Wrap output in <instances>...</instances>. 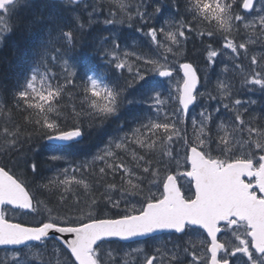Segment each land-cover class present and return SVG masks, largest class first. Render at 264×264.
Listing matches in <instances>:
<instances>
[{"label": "snow or ice", "instance_id": "snow-or-ice-1", "mask_svg": "<svg viewBox=\"0 0 264 264\" xmlns=\"http://www.w3.org/2000/svg\"><path fill=\"white\" fill-rule=\"evenodd\" d=\"M43 5L0 0V42L15 32L33 37L22 77L12 87L0 83V161L12 163H0V264H264V117L246 119L257 101L239 98L235 84L218 77L215 91L206 93L209 103L191 116L189 136L190 107L205 95L191 62L179 64L175 95L162 98L176 71L169 54L178 55L193 33L210 41L203 50L209 66L225 56L234 70L243 69L242 56L248 59L249 45L264 36V3L257 9L254 0H171L160 27L152 23L165 12L159 0ZM106 7L112 18L101 20ZM5 16H15L14 25ZM136 21L150 54L122 49L109 27ZM250 65L241 90L264 94V55L253 54ZM76 78L83 85L80 109L72 105L68 112L62 101ZM172 102L169 112L165 105ZM137 104L147 111L133 114ZM13 111L23 114L22 122ZM69 117L76 118L70 125ZM82 117L101 130L117 127L91 160L77 162ZM102 202L115 211L101 214ZM121 242L128 247L123 258V249L112 247Z\"/></svg>", "mask_w": 264, "mask_h": 264}, {"label": "trees", "instance_id": "trees-1", "mask_svg": "<svg viewBox=\"0 0 264 264\" xmlns=\"http://www.w3.org/2000/svg\"><path fill=\"white\" fill-rule=\"evenodd\" d=\"M163 5H165L166 13L171 12L168 10L171 4V0H160ZM36 7L39 10H44L43 0H35ZM168 6V7H167ZM108 8L106 7L104 11H106ZM113 11H117L116 8H112ZM237 11L240 13H243L241 8H237ZM16 20L15 16L11 17V23L9 25H14ZM139 26V22H134V26L127 29L128 31L120 32V37L124 40H128L129 38H136L141 37L142 40H138L139 46L136 48H139L141 51H148V40L145 36L142 35V33L136 32V27ZM125 27V26H123ZM144 31H147V28L144 29ZM116 32V30H115ZM127 33L128 35H125ZM109 33H105V35H108ZM93 36L95 33L92 34ZM241 37H244L245 32L243 30V27H241ZM195 33H193L186 44H182L181 50L179 51V55L181 56V62H191L198 70V75H201V72H203L204 67L206 70L207 68L204 64H207L205 60V54H204V47L210 42L208 37H204L203 43H201L199 38H194ZM88 42H91V37L85 38ZM78 45L79 47V40L80 37H77ZM239 38L238 41L239 42ZM33 42V37H25L22 36L19 32L13 33L11 36H9L7 39L0 42V83H5L8 85V87H12L15 82L20 79L23 75V70L25 68V61L30 56L31 52V45ZM147 44V47H146ZM218 47V45H215ZM85 52H87L89 55L93 53V49H85ZM77 59L83 63V60L80 56L77 57ZM208 65V64H207ZM209 66V65H208ZM117 76H119V73H116ZM124 77H127L128 74L124 71L123 73ZM63 82V81H61ZM83 85L81 83V80L79 78H76V82L74 86H69L67 92L64 95V99L62 101L63 105L67 106L68 112H71L72 105L76 106L77 111L80 109V96L79 93H82ZM2 99V97H0ZM262 101V100H261ZM258 104V103H257ZM258 109L263 110L264 107L260 106ZM262 113V112H261ZM134 114V113H133ZM257 116L264 117V114L261 115L258 113ZM12 118L15 122H22L23 120V114L17 111H13ZM3 117H0V125L3 124ZM75 117H69L68 123L69 125L75 121ZM125 120H130L131 115H127L124 118ZM83 125L85 129V135L82 138L79 145L76 146L77 151V160L79 158H84L87 156H90L93 154L97 148H99L102 144H104L107 141V136L105 133H114V130L116 129V124H109L104 126L103 130L100 129L99 124L97 123L95 126L91 125V122L88 118L82 117ZM264 123V120L261 121ZM183 126V125H182ZM190 127L188 126V131ZM191 131V130H190ZM190 134V132H189ZM40 143H44V141H40ZM40 159L42 161L48 159V154L46 152H42L40 155ZM0 163H8L9 167L12 166V163L5 158L3 161H0ZM61 165V164H60ZM60 165H57L58 167ZM49 167L48 164H43L42 168L45 170V173L47 174L46 170ZM119 177H117L118 181ZM118 183V182H117ZM188 190V189H187ZM81 192H83V189H80ZM102 191V189L97 190V196H99V192ZM69 196H71V193H69ZM115 209H108L103 206V202L101 203L100 212L103 214L104 212H114ZM36 218V217H35ZM123 243L120 244H113L112 247H121L123 246ZM123 258V257H122Z\"/></svg>", "mask_w": 264, "mask_h": 264}, {"label": "rangeland", "instance_id": "rangeland-1", "mask_svg": "<svg viewBox=\"0 0 264 264\" xmlns=\"http://www.w3.org/2000/svg\"><path fill=\"white\" fill-rule=\"evenodd\" d=\"M89 2H91V0H89ZM159 2L165 8V5H163V3H161L160 0H159ZM261 3H263V2L259 1L258 3H256V8L257 9L260 8ZM116 10L118 11L117 8H116ZM111 11H113V10L111 9ZM152 11H153V8H149V12L151 13ZM254 14L255 13H253V15ZM170 15L171 14L170 13H166V10H165L164 15L163 16H159L158 18H155L152 21V23H154L156 27H160L161 24H163L164 20L166 18H169ZM104 17L112 18L110 16V10L109 9H107L106 11H104L103 16H101L100 19L103 20ZM251 18H252L251 16L248 17V19H251ZM117 19H119V17H117ZM5 21H6L7 24H10L11 23L10 22L11 21V18H8L7 16H5ZM124 26L125 27H121L120 24H116L115 26H109V27L114 32L116 30L115 33L117 35H120L119 31L120 32H123V31H128L127 29H129L126 24ZM0 27H3V24H0ZM125 35H128V34L125 33ZM142 39L143 38H141V37L129 38L128 40H124V39L121 38V48L122 49H127L129 51H133L134 50V51L139 52L141 54H150L149 50L148 51L146 50L144 52V51H141L139 48H136L137 46H139L138 40H142ZM161 39H163V37H161ZM146 47H147V44H146ZM249 48H250V50L248 52V57L249 58L248 59H245V58H243V56L241 58L242 59V63H243V69H241V70H234L233 67H232V61L230 59L226 58L225 56L218 57L217 58V61H216V63H215L214 66H208L207 64H204L209 69L206 70L204 67H202L203 68V72H201V75H200V85L198 87V91H199V93H205V95L203 97H198V102H197L196 106L195 107H192L190 109L189 117H188V126L190 127L189 129L191 131L189 130V132H190L189 136H191V132H192L191 116L198 114L200 112V110H201V106L206 105V104L209 103V100H208V97H207V94L206 93L208 91H213V92L215 91L216 81H217V78L218 77L220 79H224L226 81L233 82L235 84V89L239 92V98L245 99V100L255 99L257 101L258 104L256 103L255 105L250 106V112H249L248 116L246 117V119H248L249 117H252V116H257L258 113L260 115L262 113L264 114V109L263 110L258 109L260 106H263L264 107V94H262L258 89L255 92H253V93L247 92L246 89L241 90V80H242V77L248 75L251 72L250 57L253 54H255L257 56L264 55V36L259 37V40H258L257 43L250 44L249 45ZM160 54L161 55L163 54V50H160ZM180 60H181V56L179 54L176 55V56H172L171 54H169V63L171 64V66L174 69H176V71L174 72L173 77L171 78V81L170 82L168 80H165V83H164V86H163L164 97H162V98H167L169 92H171L172 95H175V84H176V82L178 80H181L182 79V75L178 71L179 64L181 62ZM226 64L228 65V71H227V73H224L222 70L224 69V67H225ZM140 66H141V68L143 70V67L144 66L142 65V62H140ZM124 71L128 74L127 69H125ZM133 71H135V68L133 69ZM157 79H161V78L157 77ZM210 103H211V106L213 108H215L217 106L215 101H211ZM173 106H174V102L165 105V107L167 108V110L169 112L172 111ZM140 110H143V111L146 112L147 111V104H137V105H135L134 110H133V113H135L137 111H140ZM221 114L222 115L224 114L223 113V110H222V113ZM181 127H183V126L181 125ZM105 143L102 144L99 149H102L105 146ZM96 153H97V151H95L89 157L84 158V160H80V161H77V162H83V161H86V160H91L92 156L94 154H96ZM129 159H130V157H129ZM59 167H63V164H61ZM173 168L175 170V162H173ZM183 170H184L183 168H180L178 171H181L182 172ZM183 179L184 178H181L178 181V183L180 184V182L183 181ZM117 182L119 183V179H118ZM182 189H184V190L185 189H188V185L185 184L182 187ZM153 190H155V189H153ZM115 195H116V197H118L119 196V193H116ZM8 215L10 217H12L14 214L12 212H9ZM20 219L25 220V221H31V220H33V217L32 216H24V217H20ZM35 219H39V217H36ZM167 238H168L167 236H164L163 237V239H167ZM171 238L173 240H175L176 239V236L175 237H171ZM183 239L184 240H188L189 237L185 236ZM51 243H52V241H49V245H51ZM197 244H198V242H197ZM121 248L123 249V251H121L119 253V257L120 258L123 257V253L125 251H128L127 245H123V246H121ZM4 254H5L4 253V250H0V259H2L4 257Z\"/></svg>", "mask_w": 264, "mask_h": 264}, {"label": "flooded vegetation", "instance_id": "flooded-vegetation-1", "mask_svg": "<svg viewBox=\"0 0 264 264\" xmlns=\"http://www.w3.org/2000/svg\"><path fill=\"white\" fill-rule=\"evenodd\" d=\"M180 184H181L182 187H183L185 184L188 185V183H187L186 181H181ZM189 188H190V185H188V190H187V189H185V190L182 189V190L185 192V194H190V193H189ZM173 237H175V236H173Z\"/></svg>", "mask_w": 264, "mask_h": 264}, {"label": "water", "instance_id": "water-1", "mask_svg": "<svg viewBox=\"0 0 264 264\" xmlns=\"http://www.w3.org/2000/svg\"><path fill=\"white\" fill-rule=\"evenodd\" d=\"M258 0H254V2L256 3ZM261 1H263L264 2V0H261ZM242 9V8H241ZM243 10V9H242ZM244 11V10H243ZM195 67V66H194ZM181 75H182V73H181ZM198 86H199V84H198ZM198 86H197V88H198ZM192 107H190V109H191ZM0 249H4L3 248V246H0Z\"/></svg>", "mask_w": 264, "mask_h": 264}, {"label": "bare ground", "instance_id": "bare-ground-1", "mask_svg": "<svg viewBox=\"0 0 264 264\" xmlns=\"http://www.w3.org/2000/svg\"><path fill=\"white\" fill-rule=\"evenodd\" d=\"M255 95V94H254Z\"/></svg>", "mask_w": 264, "mask_h": 264}]
</instances>
